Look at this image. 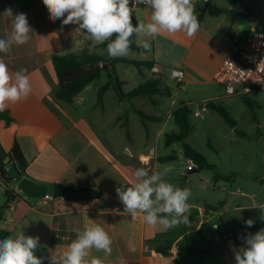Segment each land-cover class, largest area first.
<instances>
[{"label": "crops", "instance_id": "obj_1", "mask_svg": "<svg viewBox=\"0 0 264 264\" xmlns=\"http://www.w3.org/2000/svg\"><path fill=\"white\" fill-rule=\"evenodd\" d=\"M192 2L199 18L201 2ZM201 4L206 5V12L200 30L193 37L189 38L180 32L148 38L150 51L140 54L139 60H136L151 63L150 67L141 66L137 69L138 73L144 75L149 72L152 77L150 80L162 79V88L169 89L171 94L154 95L151 101L146 98L119 101L115 91L110 89L104 95L102 109L98 105V90L107 82L108 74L113 73L112 68L84 88L74 98V102L68 105L57 98L59 80L52 64L54 56L92 52V48L98 44L87 40L86 33L78 25L65 26L62 19L52 22L42 0H0V14L7 8H11L14 13H25L34 30L26 44H14L10 52L0 53V58L7 64L11 74L20 69L27 70L32 88L26 100L9 104L6 108L13 122L7 125L0 121V143L4 151L9 153L15 144L19 145L28 162L27 177L35 183L48 187L59 185L72 191L89 189L100 193V197L94 200L83 199L81 195L75 200L67 197L32 199L17 189L15 181H6L1 177L0 203H6L7 190L14 191L17 197L8 204L4 218L0 221V228L8 231L9 237L15 238L20 231L25 235L39 236L40 246L36 255L47 257L51 250L66 249L76 234L83 230L85 223H96L104 227L112 238L110 256L105 258L102 252L94 249L90 252V257H100L104 264H119L121 258L126 264H235V251L230 250L233 242L236 250L243 248V237L264 229L260 210L251 209L253 202L264 203V198L258 201L254 194L241 192L240 198L247 199L235 200L237 204L231 218L226 216L225 211L217 212L220 218L218 224L227 231L245 226V221L250 218L257 224L250 227H256L255 230L246 229L239 233L238 242L233 240L221 245V239L216 236L218 232H211L213 224L199 225L193 220L189 221V225L180 224L165 231L162 227L147 225L142 214L132 219L123 212L124 206L115 191L117 187L131 185L137 168L145 167L150 174L152 171H162L169 162L161 163L160 157L174 154L177 160H181L182 156L188 159L184 150L181 154L173 149L174 143L167 146L164 142L165 149L159 143L160 138L170 134L166 131L174 122L173 112L184 104L181 102L177 106L164 74L165 65H171L170 61L174 59L171 56L175 53L170 44L171 37L184 42L181 49L183 55L173 64L174 68L182 69L185 73L181 83H195L182 65L195 57L203 59L211 54L217 58L209 81L213 84L217 72L230 55L232 40L249 35L252 26L247 23L248 18L252 16L258 24L264 22V0H244L241 3L244 10L249 7L250 16L246 15V11L236 12L226 0H207ZM151 11L149 7L135 9L133 24L136 25L138 21L149 22ZM10 33L11 22L0 15V38H7ZM136 44L141 47L138 37ZM119 65H116L115 70ZM117 74L124 82L126 93L138 87L127 89L129 81L123 73ZM92 94L95 98L90 101ZM110 94H113L114 112L112 118L107 119L110 112L107 97ZM145 106H167V109L155 114L149 113ZM139 112L150 117L146 120L147 130ZM133 125L143 128L145 138L148 137L141 148H133L129 142L124 141L127 138L134 143L131 135ZM170 148L173 149L171 154L168 152ZM141 157L145 158L144 162ZM170 173L165 176V180ZM184 174L185 179H189L186 171ZM130 243L135 245V252L129 251ZM188 246L206 253L197 255L185 251ZM166 247H171L169 254L158 252V248ZM44 264L49 262L45 260Z\"/></svg>", "mask_w": 264, "mask_h": 264}, {"label": "clouds", "instance_id": "obj_2", "mask_svg": "<svg viewBox=\"0 0 264 264\" xmlns=\"http://www.w3.org/2000/svg\"><path fill=\"white\" fill-rule=\"evenodd\" d=\"M52 22L62 19L63 25L74 24L86 33V39L96 44L107 42V54L111 58L125 57L130 53L132 37L140 38V46L150 51L148 38L163 33L183 32L193 37L200 30V22L192 0H42ZM131 3V6H130ZM147 5L152 11L150 21L133 24L134 7ZM11 22V33L0 38V53L10 52L12 46L26 44L34 30L25 13H14L11 8L0 14ZM114 37V38H113ZM143 54V53H141ZM26 69L14 74L0 58V112L9 104L26 100L32 91ZM145 158L141 157L144 162ZM173 166L167 165L162 171H152L145 167L134 171V181L130 186L115 189L123 204V212L136 219L138 214L150 227H162L167 231L180 224L189 225L188 200L191 191L181 189L165 180ZM251 209H259L260 219L264 220V203L253 202ZM255 221L248 219L246 226H254ZM245 247L235 250V264H264V229L248 233L243 237ZM39 236L25 235L23 231L15 238L0 240V264H104V260L91 256V250L102 252L104 257L112 253V238L100 224L85 223L83 230L64 250H51L49 256H37ZM129 251L135 252L134 244ZM119 264H126L121 258Z\"/></svg>", "mask_w": 264, "mask_h": 264}, {"label": "rangeland", "instance_id": "obj_3", "mask_svg": "<svg viewBox=\"0 0 264 264\" xmlns=\"http://www.w3.org/2000/svg\"><path fill=\"white\" fill-rule=\"evenodd\" d=\"M183 43L179 38L171 37L170 44L175 49V53L171 56L174 59L170 61L171 65H165L164 74L177 106L183 102L191 110L189 121L193 131L188 136L187 143L205 156L215 169L188 172V161L182 156L181 160L166 163L165 166L172 165L173 169L175 168L166 181L181 189H190L191 196L188 200L190 212L187 213L190 222L195 220L199 225L202 223L212 225L220 221L217 212L225 211L226 216L230 218L234 216V208L237 204L235 200L247 199L240 198V194H254L258 201L264 198V91H256L248 95L260 107L257 109L258 121H255L241 96L227 95L224 85L216 82L209 83L211 72L217 61L216 56L211 54L204 56L203 59L195 57L182 65L186 73L192 75L194 84H178L172 81L169 78V70L174 68L173 64H176L177 60L181 59ZM102 45H95L91 51L104 54L106 50ZM125 57L139 60L140 54L130 50L129 55ZM104 68L111 69L107 65ZM116 71L119 74L123 73L124 78L129 81L126 87L129 90L152 78L149 72L140 75L137 68L125 64L119 65ZM112 95L107 97L110 111L107 119L112 118L114 112ZM94 98L92 94L90 101ZM210 100L229 112L244 136L237 135L216 111L206 107V103ZM88 103L91 104V102ZM145 108L149 113L157 114L167 109V106L161 108L145 106ZM196 111H200L201 114L196 116ZM173 131L177 132L178 127L172 121L166 132ZM131 135L134 143L127 138L124 141L129 142L133 148H141L146 138L148 139V137L145 138L143 128L136 125L132 126ZM164 142V137L159 139L162 149H165ZM209 142L212 147L208 145ZM173 145V149L182 154L183 144L176 142ZM173 149L170 148L168 152L171 154ZM185 171L189 179H185Z\"/></svg>", "mask_w": 264, "mask_h": 264}, {"label": "trees", "instance_id": "obj_4", "mask_svg": "<svg viewBox=\"0 0 264 264\" xmlns=\"http://www.w3.org/2000/svg\"><path fill=\"white\" fill-rule=\"evenodd\" d=\"M231 6L242 3L244 0H226ZM201 6V14L199 16V22L203 21L204 14L206 12V5L199 4ZM246 15L250 16L249 7L245 9ZM235 13V12H234ZM114 38V37H113ZM106 52L104 54L96 53V52H89L83 51L79 54H69L64 56H54L52 59V64L56 71L58 80H59V89L57 91V98L58 100L71 105L74 102V98L79 95L84 88L91 85L96 79L100 78L101 75L106 71L105 65L109 66V68L113 69V73H109L107 76V82L100 87L98 90V105L103 109L104 108V95L107 93L108 90L113 89L116 93V97L119 101H124L125 99H133V98H146L148 100H152L154 95L161 94V95H170L171 91L167 88H162V79H153L149 80L132 91L126 93L123 89L124 82L121 81L120 77L118 76L115 67L117 64H125L129 66H134L138 70L141 66L150 67L151 63L148 62H138L136 60H132L127 57H117L111 58L107 54V42L102 45ZM131 51L137 52L139 54H145V51L142 47L137 46L136 44V36L133 35L132 37V45ZM242 100L248 107V109L252 112L253 118L255 121H258V114L257 109H259V104L252 100L248 95L241 96ZM206 107L216 111L224 120L225 122L237 133L239 136H244L237 128V122L231 117L229 112L222 107L221 105L209 101L206 103ZM191 114L190 108L182 104L173 112V118L176 126L178 127L177 132H172L170 134H166L165 136V144L170 146L173 143L181 142L183 144V150L185 156L188 159L193 160L196 163V171H201L203 169H215V166L210 164L205 156L199 153L195 148H193L190 144L187 143V138L190 133L193 131V127L189 121V116ZM140 118L147 130V121L150 117L147 116L143 112H139ZM0 121H4L7 125H10L13 122V119L10 113L5 110L0 112ZM208 145L212 147L211 143L209 142ZM7 157L11 158V161L15 163L20 175L22 177H27V168L28 162L26 161L24 154L19 147L18 144H15L12 151L6 153L0 143V171L2 178L6 181L13 182L14 179L8 174L5 167L6 164L4 163ZM177 160V156L172 154L165 157H160L159 161L161 163H166L170 161ZM219 178V177H218ZM68 191H72L66 188ZM81 194V198L86 200H94L100 197V193L97 191L83 189L79 191ZM7 198L6 203H0V221L4 218V210L8 207V204L14 201L17 197L14 195V191L7 190L5 193ZM59 197H66L65 195H61ZM257 225L256 223L254 224ZM249 230L250 227L248 226H238L235 229L229 231L228 236H231L230 239H233L235 242L239 241V233L243 232L244 230ZM256 227L251 228L250 230H255ZM202 232V231H201ZM211 232L217 234L215 231L211 229ZM218 236V234L216 235ZM9 237V232L0 228V240ZM224 236H222L223 238ZM222 240V239H221ZM223 248V246H221ZM41 249V248H40ZM45 250L46 249H41ZM185 251L202 255L206 253V251H200L192 247H185ZM171 251V247L166 248H158V252L164 255L169 254Z\"/></svg>", "mask_w": 264, "mask_h": 264}, {"label": "built area", "instance_id": "obj_5", "mask_svg": "<svg viewBox=\"0 0 264 264\" xmlns=\"http://www.w3.org/2000/svg\"><path fill=\"white\" fill-rule=\"evenodd\" d=\"M146 7L148 6L137 4L134 10ZM184 76L185 73L182 69L173 68L169 70V78L178 84L183 81ZM215 82L225 85L228 95L244 96L256 91H264V22L258 26H252L249 35L232 40L230 55L217 72ZM195 115L199 116L200 112L197 111ZM187 161V170H195L196 163L191 159H187ZM42 198L50 200L54 196L45 195ZM211 229L218 232L217 237L220 239L222 236H228L229 233L218 223L213 224ZM229 241L232 242L233 239H229ZM230 250H236L234 242Z\"/></svg>", "mask_w": 264, "mask_h": 264}, {"label": "water", "instance_id": "obj_6", "mask_svg": "<svg viewBox=\"0 0 264 264\" xmlns=\"http://www.w3.org/2000/svg\"><path fill=\"white\" fill-rule=\"evenodd\" d=\"M206 1L207 0H200L201 3H206ZM233 9L238 13L245 12L241 3L233 5ZM247 23L250 26H258V23L254 20L252 16L248 18ZM4 163L6 164V171L17 184V189L32 199H40L45 195H51L54 197L65 195L68 199L75 200L78 199L81 195L79 191H68L66 188L61 187L59 185L48 187L35 183L28 177H22L15 163L11 161L10 157H7ZM230 237L231 236H224L221 240V245H225L226 242L229 241Z\"/></svg>", "mask_w": 264, "mask_h": 264}]
</instances>
